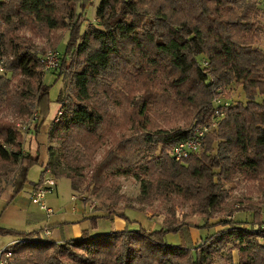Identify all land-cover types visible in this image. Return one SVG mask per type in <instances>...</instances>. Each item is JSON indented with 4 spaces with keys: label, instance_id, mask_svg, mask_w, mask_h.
I'll list each match as a JSON object with an SVG mask.
<instances>
[{
    "label": "trees",
    "instance_id": "trees-1",
    "mask_svg": "<svg viewBox=\"0 0 264 264\" xmlns=\"http://www.w3.org/2000/svg\"><path fill=\"white\" fill-rule=\"evenodd\" d=\"M98 1V22L83 31L86 10L93 0H0V60L6 59L0 64L4 69L0 76V103L5 99L19 116L33 117L37 111L40 125L45 123L50 112V88L44 83L43 57L16 31H70L64 52L60 53L63 72L58 77L67 71L72 93L66 97L60 93L57 101L62 114L53 120L50 135L54 139L55 134H63L60 159L67 170L62 172L56 165L54 177L70 179L73 190L79 191L85 184L82 153L91 156L103 137L105 125L113 127L119 123L104 106L107 95L115 96L113 90H106L107 81L112 83L122 74L142 78L149 85L155 76L166 75L169 87L162 96L149 91L141 99L132 100L136 106L131 121L134 125L141 121L143 124L126 142L151 153V162L142 163L141 170L142 176L149 178L137 174L131 163H119L113 171L141 180L145 203L152 202L155 196L167 199L174 193L195 203L201 213L210 217L229 200L226 185L237 175L253 182L264 177V51L255 47L260 31L256 21L258 2ZM13 20H17L16 28L6 30L5 26ZM8 74L12 79L20 77L21 83L34 81L37 86L32 87L33 92H18ZM235 85L241 87L244 101L224 96H233ZM101 86L105 91L100 92ZM96 97L99 98L95 100ZM164 103L175 112L191 113V125L172 131L156 127L148 112ZM219 110L223 117H217ZM17 124L0 117V182H12L11 200L24 190L30 168L41 160L39 154L24 153ZM209 126L197 152L180 160L173 155L178 144ZM34 128L38 134L39 123ZM124 147L119 145L118 151ZM139 161L137 158L135 163ZM47 172L49 168L42 174ZM97 173L98 170L92 181L99 184ZM153 174L157 179L152 180ZM41 185L40 181L32 188L36 190ZM98 189L101 193L103 182ZM2 191L0 186V194ZM102 195L114 196L105 192ZM119 216L130 221L124 214ZM1 218L2 213L0 221ZM99 219L87 218L91 229L83 230L80 238L64 242L39 239L41 230L25 233L1 225L0 237L17 238L12 246L16 264H67L65 258L73 264H217L228 247L230 252H239L238 264H264V220L260 213L253 214L247 222H218L216 225L222 229L195 247L171 245L165 240L168 234L179 233L190 223L168 229H125L97 235L92 231L97 229ZM193 227L209 228V219L205 225Z\"/></svg>",
    "mask_w": 264,
    "mask_h": 264
},
{
    "label": "rangeland",
    "instance_id": "rangeland-1",
    "mask_svg": "<svg viewBox=\"0 0 264 264\" xmlns=\"http://www.w3.org/2000/svg\"><path fill=\"white\" fill-rule=\"evenodd\" d=\"M256 1L258 2L256 21L260 31L255 47L264 51V0ZM98 6V0H93L92 4L88 6L86 10L87 22L83 26V31L98 22L96 19ZM16 22L17 20H13L10 25L5 26V29L14 30L17 26ZM69 32L67 29L42 32L40 29L30 30L26 28L16 31V34L24 42H27L40 57H43L50 50H57L63 53L69 39ZM5 60L4 58L1 59L0 64L5 62ZM60 72H63V70L60 69L57 73L46 72L44 76V83L50 88V112L43 125H40V114L37 111L35 113H37L39 119L31 123L33 117L19 116L15 108L9 105L5 99L0 103V117L3 120L11 121L15 124L20 123L21 126H29L28 132L20 131L24 153L39 154L41 158L39 164L30 168L28 184L13 200L10 199L14 193L12 182H0V186L3 189L0 194V213H2L0 225L2 227L25 233L41 230L38 236L39 239L58 243L63 241V239L70 240L80 237L81 227H75L73 223L83 221V214L101 218L98 220L97 229L92 231L97 235L125 229H168L190 223L191 225L184 226L179 233L168 234L165 240L171 245L195 247L202 239L212 236L221 230L222 227L216 224L222 220L247 222L256 213H260L261 218L264 220V177L260 181L253 182L237 175L232 183L226 185L230 194L229 200L219 206L209 217L201 213L195 203L186 202L181 196L174 193H171L167 199L155 196L152 202L148 201L145 203L141 196L142 181L133 175H117V171H113L119 163H131L134 165L137 174H140L142 178H149L142 176L141 170L142 163L151 162V153H148L142 147L138 149L136 146H129L126 142V138L132 136L138 127L141 128L143 124V121H141L134 125L133 121H131L130 116H132L133 109L136 106L132 100L141 99L149 91H153L157 96H162V93L168 90L169 87L166 75L159 74L155 76L150 80L149 85L142 78L137 79L136 76H122V74L112 83L108 80L106 90L109 92L113 90L115 96L108 97L107 95L104 100V106L108 108L109 115L113 116L119 123L113 127L105 125V128L101 131L103 137L100 139L96 151L91 156L87 152L82 153L81 163L84 165V170L82 171L85 181L84 186L79 191H74L70 179L54 177L56 165L60 167L62 172H67V170L64 164H61L60 159V142L63 134H59L57 137L55 134L54 139H52L50 135L51 125L61 108V104L57 101L60 93L62 92L63 97L72 93L70 76L65 70L64 75L59 78L58 74ZM133 73L135 75L136 72L133 70ZM3 74L0 71V76ZM8 78L12 82V87L20 90L18 92H23V90L33 92L34 89L32 90V87L37 86L34 81L25 80L26 83L19 82L20 77L12 79L11 74H8ZM103 86L100 87V92L105 91ZM171 96L175 97L174 94H171ZM224 96L236 102L245 100L239 85H235L233 96L229 97L227 93ZM13 99L17 100L15 97ZM148 114L151 120L155 122L156 127L169 131L187 128L193 121L191 113L186 111L175 112L165 103L159 104L158 107L148 112ZM37 123H39L38 134L34 128ZM119 145H126V147L118 151ZM137 158H140L141 161L135 163ZM50 162H52L51 165H49ZM45 168H49L50 172L43 175ZM97 170L96 177L100 180V183L103 182L101 193L98 189L100 183L92 181ZM151 170L156 171L154 167H151ZM46 178H51L56 182V187L45 197L46 205L54 212L51 217H47V214L31 201V193L34 190L32 188L33 184L40 181L43 183ZM154 179H157L155 174L152 177V180ZM102 192L113 194L114 196L109 198L106 195H102ZM154 195L155 192L152 191V196ZM73 196L76 197L75 200H73ZM119 214L126 215L130 221L122 219ZM208 219L209 228L195 229L193 227V224L205 225ZM89 229H91V225ZM47 231H49V235H47ZM16 240L17 238L11 235L0 237V247H6ZM229 248L218 257L217 264L239 263V252L237 250L230 252ZM64 260L67 264H73L66 258Z\"/></svg>",
    "mask_w": 264,
    "mask_h": 264
},
{
    "label": "built area",
    "instance_id": "built-area-1",
    "mask_svg": "<svg viewBox=\"0 0 264 264\" xmlns=\"http://www.w3.org/2000/svg\"><path fill=\"white\" fill-rule=\"evenodd\" d=\"M61 65V55L60 52L57 50H50L48 51L42 58V66L43 71L46 73L57 71L60 69ZM0 71H4L3 67L0 66ZM218 104H220V101H217ZM228 104H226L223 109L227 107ZM62 113L58 112V116H61ZM217 117H223L221 111H216ZM36 120H38L37 114L33 116V119L31 120V123H34ZM211 127H215V124H212ZM211 127H205L203 129L196 130L194 133L195 135L191 140H188L186 142H182L178 144L174 148L173 155L177 157L178 160L182 159L183 157H188L192 153L197 152L201 146L202 140L207 132L211 129ZM17 128L21 132H28L29 126H21L20 123L17 124ZM49 173V172H48ZM56 187V182L51 178H46L42 185L36 189L33 190L31 193V201L33 204L38 205L46 214L47 217H51L52 214H54L53 210L48 207L45 203V197L49 192H52L53 189ZM76 197L73 196V200H75ZM47 235H49V231H47ZM15 244L11 243L6 247H0V264H16L17 262V255L13 252L12 246Z\"/></svg>",
    "mask_w": 264,
    "mask_h": 264
},
{
    "label": "crops",
    "instance_id": "crops-1",
    "mask_svg": "<svg viewBox=\"0 0 264 264\" xmlns=\"http://www.w3.org/2000/svg\"><path fill=\"white\" fill-rule=\"evenodd\" d=\"M89 217H91V216H85V214H83L82 215L83 221H77V222L73 223V226H75V227L80 226L81 227V230H80L79 234L82 235V231L83 230H86V229L90 228V225H91L90 223L91 222L89 223V220H87V218H89ZM58 224H61V223H58ZM81 235H80V237H81ZM80 237H76V238H80ZM66 240H69V239H63V241H59V242H64Z\"/></svg>",
    "mask_w": 264,
    "mask_h": 264
}]
</instances>
